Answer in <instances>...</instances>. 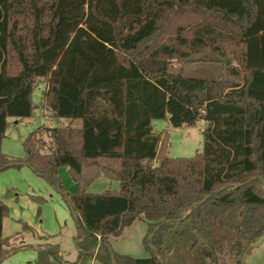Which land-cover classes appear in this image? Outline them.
<instances>
[{
    "label": "trees",
    "instance_id": "1",
    "mask_svg": "<svg viewBox=\"0 0 264 264\" xmlns=\"http://www.w3.org/2000/svg\"><path fill=\"white\" fill-rule=\"evenodd\" d=\"M174 60L222 63L241 81L186 77ZM39 79L52 117L82 124L38 126L25 158L8 156L7 118L31 117ZM155 120L203 121L201 151L169 158ZM103 158L119 161L107 169L119 191L88 193L84 166ZM22 163L75 215L71 264H222L226 252L242 264L264 235V0H0V172ZM61 166L73 194L59 184ZM6 213L0 200V264ZM140 217L150 255L113 251L109 239ZM61 260L46 243L35 264Z\"/></svg>",
    "mask_w": 264,
    "mask_h": 264
},
{
    "label": "rangeland",
    "instance_id": "2",
    "mask_svg": "<svg viewBox=\"0 0 264 264\" xmlns=\"http://www.w3.org/2000/svg\"><path fill=\"white\" fill-rule=\"evenodd\" d=\"M172 67L173 70L179 69L186 77L220 78L233 83L241 81L240 77L229 76L222 63H180L174 60ZM45 88V80L39 79L33 91L35 108L31 117L7 118L5 137L1 141L2 152L6 155L24 159L22 142L38 126H81L80 119L52 117L50 111L42 106ZM152 127L161 140L160 144L165 145L169 158L192 157L202 149L203 121H197L193 126L174 128L165 120H155ZM45 139L47 140L46 136ZM118 166L117 159L88 161L81 177L84 191L93 194L117 193L119 183L107 169H117ZM58 181L65 193L75 192L76 182L67 166L58 168ZM39 198H42L43 202L38 203ZM0 200L7 207V213L2 219V238L6 239L4 245L7 253L1 264H35L37 250L45 247L46 243L57 244L62 257L61 261H52L50 264H71L77 260L78 250L73 240L76 235L75 220L67 201L60 190L50 185L31 167L22 163L19 167L0 172ZM146 230L147 225L143 217L135 219L120 236L109 239L111 249L134 258L148 257L150 252L143 243ZM241 262L264 264V235L257 239L248 253L242 255ZM221 263H233L230 252H226ZM83 264L100 263L86 258Z\"/></svg>",
    "mask_w": 264,
    "mask_h": 264
},
{
    "label": "water",
    "instance_id": "3",
    "mask_svg": "<svg viewBox=\"0 0 264 264\" xmlns=\"http://www.w3.org/2000/svg\"><path fill=\"white\" fill-rule=\"evenodd\" d=\"M72 214H73V216L75 217L74 213H72Z\"/></svg>",
    "mask_w": 264,
    "mask_h": 264
},
{
    "label": "crops",
    "instance_id": "4",
    "mask_svg": "<svg viewBox=\"0 0 264 264\" xmlns=\"http://www.w3.org/2000/svg\"><path fill=\"white\" fill-rule=\"evenodd\" d=\"M1 150H2V148H1ZM154 164V163H153Z\"/></svg>",
    "mask_w": 264,
    "mask_h": 264
}]
</instances>
